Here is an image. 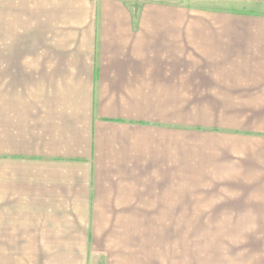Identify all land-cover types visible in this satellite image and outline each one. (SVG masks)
Wrapping results in <instances>:
<instances>
[{
    "label": "crops",
    "instance_id": "crops-1",
    "mask_svg": "<svg viewBox=\"0 0 264 264\" xmlns=\"http://www.w3.org/2000/svg\"><path fill=\"white\" fill-rule=\"evenodd\" d=\"M193 191L264 264V0H0V264H175Z\"/></svg>",
    "mask_w": 264,
    "mask_h": 264
},
{
    "label": "rangeland",
    "instance_id": "rangeland-1",
    "mask_svg": "<svg viewBox=\"0 0 264 264\" xmlns=\"http://www.w3.org/2000/svg\"><path fill=\"white\" fill-rule=\"evenodd\" d=\"M191 204L192 221L169 224L175 264H231L238 257L235 247L249 245V239L237 236L238 224L235 230L232 222L231 192L193 191ZM154 245L162 246L163 242Z\"/></svg>",
    "mask_w": 264,
    "mask_h": 264
}]
</instances>
